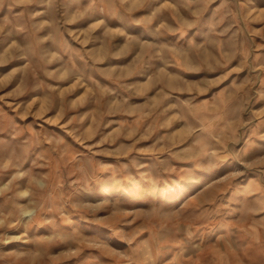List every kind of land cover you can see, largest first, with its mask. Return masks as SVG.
<instances>
[{
    "label": "rangeland",
    "instance_id": "rangeland-1",
    "mask_svg": "<svg viewBox=\"0 0 264 264\" xmlns=\"http://www.w3.org/2000/svg\"><path fill=\"white\" fill-rule=\"evenodd\" d=\"M0 264H264V0H0Z\"/></svg>",
    "mask_w": 264,
    "mask_h": 264
}]
</instances>
